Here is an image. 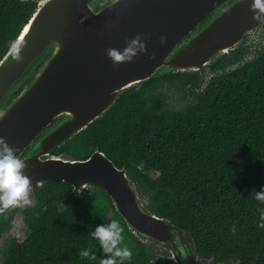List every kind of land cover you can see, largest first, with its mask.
Wrapping results in <instances>:
<instances>
[{
  "label": "trees",
  "instance_id": "trees-1",
  "mask_svg": "<svg viewBox=\"0 0 264 264\" xmlns=\"http://www.w3.org/2000/svg\"><path fill=\"white\" fill-rule=\"evenodd\" d=\"M37 8L32 0H0V60ZM246 54L238 47L212 64L206 83L198 72H179L133 86L67 149L82 159L100 150L125 167L146 208L193 235L199 264L210 257L211 264H264V203L252 195L264 188V45ZM172 90L182 94L178 108ZM72 191L53 181L34 188L36 204L23 210L29 234L3 247L2 264H99L106 256L90 233L113 219L133 251L124 264H175L167 250L129 231L105 190ZM10 210L0 215V233L18 208ZM85 248L95 260L80 257Z\"/></svg>",
  "mask_w": 264,
  "mask_h": 264
},
{
  "label": "water",
  "instance_id": "water-1",
  "mask_svg": "<svg viewBox=\"0 0 264 264\" xmlns=\"http://www.w3.org/2000/svg\"><path fill=\"white\" fill-rule=\"evenodd\" d=\"M32 1L38 8L16 40L23 46L22 61L10 49L0 60V136L20 157L26 152L22 159L33 190L43 181L65 182L72 194L98 186L140 242L164 248L175 264H199L193 235L146 208L125 167L119 169L100 150L84 161L53 151L137 84L179 72H199L203 78L264 25L253 19L252 0H227L226 10L181 46L177 27L209 0ZM137 34L146 39L147 53L114 67L106 49H123L125 39Z\"/></svg>",
  "mask_w": 264,
  "mask_h": 264
},
{
  "label": "clouds",
  "instance_id": "clouds-1",
  "mask_svg": "<svg viewBox=\"0 0 264 264\" xmlns=\"http://www.w3.org/2000/svg\"><path fill=\"white\" fill-rule=\"evenodd\" d=\"M250 11L253 12V19L264 23V0H252ZM167 37L160 36V43L165 44ZM123 49L110 47L106 49V55L111 60L113 66H119L123 63H131L134 58L140 54L147 53L146 39L140 34L131 38H126ZM23 46L12 41L10 50L15 54L17 62L22 61ZM155 58V53L149 57ZM19 149L10 146L6 138L0 136V215H4L10 209L34 206L35 201L32 198L33 178L26 174L29 165L24 159L17 155ZM252 195L257 201L264 203V188L260 191H253ZM260 223L258 227L264 229V210L260 212ZM235 233L236 228L230 229ZM125 229L118 219H113L107 224L96 226L90 233L91 237L99 242L100 248L106 258L100 259L99 264H124L125 261H131L133 251L124 244ZM80 257L89 260H95L96 254L91 248H85L79 252ZM215 257L209 258V264Z\"/></svg>",
  "mask_w": 264,
  "mask_h": 264
},
{
  "label": "flooded vegetation",
  "instance_id": "flooded-vegetation-1",
  "mask_svg": "<svg viewBox=\"0 0 264 264\" xmlns=\"http://www.w3.org/2000/svg\"><path fill=\"white\" fill-rule=\"evenodd\" d=\"M106 1L107 0H104L103 2H106ZM226 1L227 0H209V2L203 1L201 6L199 8H197L195 14L192 16V19L184 22L183 24H180L177 27L178 28V34L180 35L179 46L188 42L194 35H196L198 32H200L204 27H206L208 25V23L215 20L219 16V14H221L224 10H226V8L228 7V4ZM261 45H264V25L261 28H259L257 31H255L251 34H248L241 41V43L237 47L234 48V50L238 47L239 48H241V47L246 48V50L248 51V54L245 55L246 56L245 59L248 60L252 57V55H254L256 53L257 49ZM210 73H211V71L209 73H206L203 78L201 77V79H200L201 83L202 82L206 83L212 77V75ZM200 76H201V74H200ZM57 123H58V120L54 121L49 127L45 128L42 131V133L35 139L34 143L37 142L43 136V134L45 132L52 129ZM75 138H76V136L73 139L64 143L61 147H58L57 149H55L53 151V155L54 156L67 155V156H70V157L77 159V160H80V161L87 160L88 158L82 159V158L74 157L67 151L69 143L72 140H74ZM27 151H28V149H27ZM25 154H26V152L24 153V155ZM24 155L21 158H23ZM43 182L39 183L37 186H41ZM11 211L12 210H10L9 213ZM19 212H20L21 216L23 217V221L25 223V216L23 214V211L18 210L16 213L19 214ZM16 213L13 215V217L17 215ZM7 217H9V216L7 215ZM12 220H13V218H12ZM12 220L10 221L8 228L4 229V231L0 233V244L2 246V249L0 251V264H2L3 257H4L3 247L10 240L14 239V238H6V234L11 229ZM11 231H12V229H11Z\"/></svg>",
  "mask_w": 264,
  "mask_h": 264
},
{
  "label": "rangeland",
  "instance_id": "rangeland-1",
  "mask_svg": "<svg viewBox=\"0 0 264 264\" xmlns=\"http://www.w3.org/2000/svg\"><path fill=\"white\" fill-rule=\"evenodd\" d=\"M209 73V72H208ZM209 78V77H208ZM170 100H171V104L173 107L178 108L180 106L183 105V99H182V94L172 90L170 91ZM90 187H88L86 190H88ZM84 190V191H86ZM32 198L35 201L36 204V199L34 196V193L32 191ZM32 206L29 207H23V208H18L19 211H23L27 208H30ZM63 206H61V209L63 210ZM17 214V213H16ZM12 229V231H11ZM11 229L9 230V232L6 234V238H14L18 241H23L29 234L28 228L26 226V224L23 221V217L21 216L20 212L19 214H17L16 216L13 217L12 223H11ZM2 249V246L0 244V251Z\"/></svg>",
  "mask_w": 264,
  "mask_h": 264
}]
</instances>
